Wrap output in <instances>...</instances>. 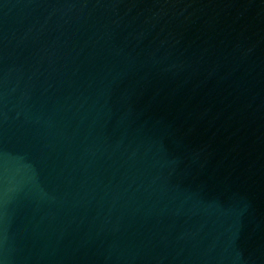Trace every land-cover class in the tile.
I'll return each mask as SVG.
<instances>
[{"label":"water","instance_id":"water-1","mask_svg":"<svg viewBox=\"0 0 264 264\" xmlns=\"http://www.w3.org/2000/svg\"><path fill=\"white\" fill-rule=\"evenodd\" d=\"M0 264H264V0H0Z\"/></svg>","mask_w":264,"mask_h":264}]
</instances>
